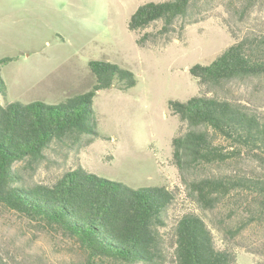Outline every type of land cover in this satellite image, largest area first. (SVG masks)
Returning <instances> with one entry per match:
<instances>
[{
  "label": "rangeland",
  "instance_id": "obj_1",
  "mask_svg": "<svg viewBox=\"0 0 264 264\" xmlns=\"http://www.w3.org/2000/svg\"><path fill=\"white\" fill-rule=\"evenodd\" d=\"M165 1L0 0V76L5 85L1 104H63L91 90L95 82L92 62H109L135 74L134 88L123 92L112 87L93 99L102 138L77 152L53 145L46 162L24 173L26 179L50 181L81 166L88 174L134 190L166 187L177 198L169 211L170 226L182 214L194 212L224 244L223 235L214 229L218 219L239 225L254 218L255 212H264V200L235 195L215 213L198 208L187 196L171 160V141L180 123L169 102H185L202 94L189 70L196 64H212L235 42L233 35L264 32V0H257L243 21L235 9L246 0H201L193 9L198 22H179L169 42L163 38L146 49L139 47L138 36L128 27L131 16L146 3ZM161 27V22L155 23L142 34ZM223 92L264 111V78L232 83ZM233 171L264 177V159L246 158L214 169L216 173ZM233 245L236 264H257L264 258V222H254ZM0 253L12 264H81L86 260L74 240L1 205Z\"/></svg>",
  "mask_w": 264,
  "mask_h": 264
},
{
  "label": "trees",
  "instance_id": "obj_2",
  "mask_svg": "<svg viewBox=\"0 0 264 264\" xmlns=\"http://www.w3.org/2000/svg\"><path fill=\"white\" fill-rule=\"evenodd\" d=\"M200 1L146 3L131 16L129 30L141 48L163 38L169 42L179 22L199 21L193 9ZM246 1L235 9L241 21L257 0ZM158 22L160 30L142 34ZM233 37L235 42L212 64L189 70L202 94L169 102L180 123L171 141V160L187 196L205 213H215L235 195L264 200V177L214 172L230 162L264 159V111L223 92L232 83L264 78V32ZM90 69L95 76L91 90L57 105H2L0 76V205L77 242L86 255L81 264H236L233 244L254 222H264L263 210L236 226L218 219L214 229L223 235L222 244L200 214L186 212L169 225L177 198L166 187L134 190L81 166L50 181L26 179L24 173L46 162L53 145L77 152L103 137L92 107L99 91L116 87L127 92L138 83L135 74L109 62H92ZM10 260L0 253V264H12ZM257 264H264V258Z\"/></svg>",
  "mask_w": 264,
  "mask_h": 264
}]
</instances>
